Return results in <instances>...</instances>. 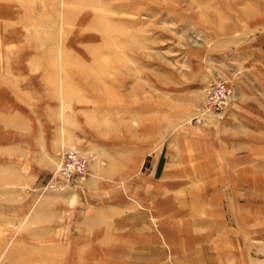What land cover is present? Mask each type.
Listing matches in <instances>:
<instances>
[{
    "label": "rangeland",
    "instance_id": "rangeland-1",
    "mask_svg": "<svg viewBox=\"0 0 264 264\" xmlns=\"http://www.w3.org/2000/svg\"><path fill=\"white\" fill-rule=\"evenodd\" d=\"M217 80L228 94L206 111ZM38 138L51 149L39 163ZM128 143L133 165L116 170ZM223 145L233 180L203 186L189 176L188 165L210 161L217 175ZM67 149L86 158L84 174L55 173ZM92 172L108 174L109 202L132 177L141 199L163 193L168 177L181 182L173 194L233 197L238 216L226 201L219 223L241 227L263 263L264 0H0V264H128L100 251L99 192L85 184ZM150 220L156 264H176ZM198 235L187 253L199 250Z\"/></svg>",
    "mask_w": 264,
    "mask_h": 264
},
{
    "label": "crops",
    "instance_id": "crops-1",
    "mask_svg": "<svg viewBox=\"0 0 264 264\" xmlns=\"http://www.w3.org/2000/svg\"><path fill=\"white\" fill-rule=\"evenodd\" d=\"M211 135H208V137ZM204 136H207V134ZM124 146L125 149L121 152L122 161L117 162L115 166L116 170H129L133 165H131L129 159L130 155L127 154L134 153L133 149L137 146L134 143H128ZM52 147H55L53 150H58V145L54 144ZM230 149L231 147L229 145L218 147V156L215 158L219 171L217 175L210 174L209 171L213 169L212 162L210 161L211 164L209 165H188L187 168L194 170V174L189 176L198 180L203 186H216L221 183L227 184L228 181L233 180L231 178L232 175H229V170L231 169L229 161ZM50 154L51 149H49L48 143L43 138H38V163L41 158L48 157ZM187 158L190 160L192 156L190 157L188 154ZM165 164V159L163 163L157 161L155 171L160 167L165 169ZM105 176L109 177L108 174H105ZM103 177L100 172H92L85 178V184L87 185L86 191L98 190L99 192L100 251H116L118 257L121 254L130 256L131 261L128 264H143V262H139L140 258H143L144 261L147 260L146 264H156V260L158 259L157 255L161 247L158 241L159 237L149 222L151 218H156L160 225L161 237L169 243L171 257L176 264H185L182 261L183 257L190 256L195 259L196 264L264 263H261L262 260L258 254L251 253L252 246L246 245V232L244 233L241 227L238 228L239 230H235L234 228H225L222 223H219V217L222 215L221 212L226 201L228 202L226 206L228 208L230 207L229 210L232 211V218L238 216L237 212L231 210L234 204H229L234 201L233 197L208 193L173 194L172 186L181 185V182L178 183L175 180L173 181V177H168L164 178L165 181L163 183H160L164 190L163 193L155 195L153 192L152 197H150L151 199H148V196L147 198L141 199L138 188L141 180L139 177H132L130 179H122L121 186L123 188L116 189L113 201L109 202L107 194L103 197V194L106 192V183L103 181ZM147 182L149 183L145 184ZM143 184L148 185L149 188L154 185L152 179L143 181ZM153 190H155L154 187ZM141 202H148L147 209L149 213L145 212L147 215L140 209ZM197 212L202 215L200 217L202 220L194 218ZM184 215L189 218H184ZM199 226L202 229L198 228ZM196 232L199 233L196 243L200 242L201 246L194 254L191 252L187 253V250L192 248L190 244L195 240L193 235ZM103 236H105V239H103ZM103 240H106V247L102 245ZM108 242L109 245L107 244ZM256 251L263 253L264 246H256ZM115 264H118V262Z\"/></svg>",
    "mask_w": 264,
    "mask_h": 264
},
{
    "label": "built area",
    "instance_id": "built-area-1",
    "mask_svg": "<svg viewBox=\"0 0 264 264\" xmlns=\"http://www.w3.org/2000/svg\"><path fill=\"white\" fill-rule=\"evenodd\" d=\"M228 94V86L225 81H215L207 92L204 109L213 111L222 106ZM87 171V160L73 149H67L61 153L55 167V173L61 175H82Z\"/></svg>",
    "mask_w": 264,
    "mask_h": 264
}]
</instances>
